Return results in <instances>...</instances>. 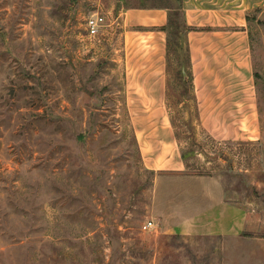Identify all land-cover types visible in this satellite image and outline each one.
Wrapping results in <instances>:
<instances>
[{
    "label": "rangeland",
    "instance_id": "1",
    "mask_svg": "<svg viewBox=\"0 0 264 264\" xmlns=\"http://www.w3.org/2000/svg\"><path fill=\"white\" fill-rule=\"evenodd\" d=\"M139 6L175 24L186 9L241 13L254 82L245 116L197 117L187 29L174 24L164 100L137 84L163 78L160 36L123 17ZM179 154L182 171L169 172ZM177 176L220 181L240 234L169 229L188 203ZM0 264H264V0H0Z\"/></svg>",
    "mask_w": 264,
    "mask_h": 264
},
{
    "label": "crops",
    "instance_id": "2",
    "mask_svg": "<svg viewBox=\"0 0 264 264\" xmlns=\"http://www.w3.org/2000/svg\"><path fill=\"white\" fill-rule=\"evenodd\" d=\"M170 12L166 9H135L124 13L125 21L143 29H153L157 37L154 52L158 70L156 78H139L137 84L154 86L158 100L166 93V34ZM188 28L186 49L190 59L192 89L196 99L199 119H233L245 116V107L254 103V82L248 52V34L245 18L239 12L225 13L214 9H186L182 13ZM236 17V19H233ZM145 62V61H144ZM160 65V66H159ZM153 66L151 65L150 68ZM159 72V71H158ZM167 123L169 117H166ZM174 137L172 126L169 122ZM171 135V136H172ZM170 134L168 133V137ZM169 172H181L180 154L174 159ZM171 182L184 186L187 198L185 214L176 223L166 220L174 233L186 236H219L234 238L242 229L241 210L226 202L220 181L212 177L177 176ZM164 177L156 180L155 188L165 184ZM156 195V194H155Z\"/></svg>",
    "mask_w": 264,
    "mask_h": 264
},
{
    "label": "trees",
    "instance_id": "3",
    "mask_svg": "<svg viewBox=\"0 0 264 264\" xmlns=\"http://www.w3.org/2000/svg\"><path fill=\"white\" fill-rule=\"evenodd\" d=\"M137 9H153V8H147V7H144V6H139L137 7ZM165 9V8H164ZM170 24H174V27L176 28V30L179 31L180 27H182V30H186V35L188 33V28L186 26V24L184 23V20H183V17H181V21L178 22V24H175L172 22V15L170 14L169 17H168V22H167V25L162 29V31H164V33L166 34V43H167V40H168V36H169V30H170V27L169 25ZM168 35V36H167ZM186 35H185V40H186ZM167 47V46H166ZM167 51V49H166ZM186 53H187V59H188V70H189V83H190V89L192 90V95H193V102L195 103V107H196V112H197V117H198V109H197V104H196V99H195V96H194V93H193V89H192V82H191V72H190V59H189V56H188V52H187V49H186ZM172 126V124H171ZM173 129V127H172ZM175 137V136H174ZM181 157V160L183 161V158H184V155H180Z\"/></svg>",
    "mask_w": 264,
    "mask_h": 264
},
{
    "label": "built area",
    "instance_id": "4",
    "mask_svg": "<svg viewBox=\"0 0 264 264\" xmlns=\"http://www.w3.org/2000/svg\"><path fill=\"white\" fill-rule=\"evenodd\" d=\"M102 21V19H95V20H89L87 24V30L89 35H95L97 33V27L99 26V23ZM152 227V223L148 222L142 226V230L146 231L149 230Z\"/></svg>",
    "mask_w": 264,
    "mask_h": 264
}]
</instances>
